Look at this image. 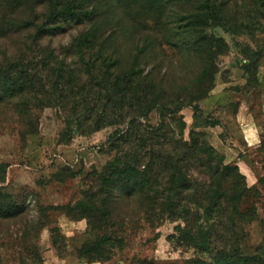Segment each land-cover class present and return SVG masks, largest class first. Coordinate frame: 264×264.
<instances>
[{
    "label": "trees",
    "instance_id": "1",
    "mask_svg": "<svg viewBox=\"0 0 264 264\" xmlns=\"http://www.w3.org/2000/svg\"><path fill=\"white\" fill-rule=\"evenodd\" d=\"M231 1L236 3L0 0V39L13 42L11 54L0 51V108L9 107L21 128L32 127L35 109L52 103L79 132L117 127L108 138L113 156L95 174V187L63 207L67 215L85 218L103 232L121 227L126 216L138 215L147 224L180 220L176 241L198 254L185 264H264L260 248L254 253L243 248V175L219 159L203 133L191 131L184 139L180 114L189 107L196 115L198 101L213 87L215 61L227 45L207 31L210 25L236 24L227 10ZM73 27L83 29L67 44H41L43 37ZM116 38L129 43L125 56L109 46ZM181 59L195 74L176 83L170 72ZM152 112L157 123H143ZM7 166L0 163L1 179ZM122 202L128 214L118 207ZM25 212V201L0 185V226L8 229ZM116 231L96 235L84 254L101 258L104 245L121 244Z\"/></svg>",
    "mask_w": 264,
    "mask_h": 264
},
{
    "label": "rangeland",
    "instance_id": "2",
    "mask_svg": "<svg viewBox=\"0 0 264 264\" xmlns=\"http://www.w3.org/2000/svg\"><path fill=\"white\" fill-rule=\"evenodd\" d=\"M227 10L236 24L208 28L227 46L216 58L218 72L212 89L198 101L200 111L196 115L189 107L180 111L183 137L189 139L191 131L203 133L219 159L235 165L243 175L247 187L240 205L243 248L248 253L260 248L264 258V0L231 1ZM82 29L45 36L41 44L57 48ZM12 43L0 39V51L11 54ZM110 43L122 56L128 52L129 43L122 38ZM181 61L176 60L170 72L176 83L195 74L191 63ZM35 110L34 125L21 128L9 107L0 108V163L8 165L0 185L18 194L26 205L22 219L10 223L8 229L6 223L0 226V264H185L198 255L176 241L180 220L147 224L137 215L130 220L126 216L121 227H114L121 244L104 245L101 258L86 256L85 245L101 233L113 236L114 229L93 230L85 218L67 215L63 207L75 205L84 191L95 187V174L114 154L108 138L117 127L107 124L92 130L89 126L79 132L76 126L65 124L55 103ZM157 121V113L152 112L142 122ZM118 207L130 212L123 202ZM37 219L43 223L41 228L34 222Z\"/></svg>",
    "mask_w": 264,
    "mask_h": 264
}]
</instances>
